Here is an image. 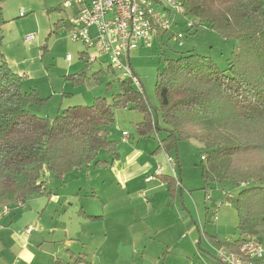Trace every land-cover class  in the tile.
Wrapping results in <instances>:
<instances>
[{
	"label": "rangeland",
	"instance_id": "rangeland-1",
	"mask_svg": "<svg viewBox=\"0 0 264 264\" xmlns=\"http://www.w3.org/2000/svg\"><path fill=\"white\" fill-rule=\"evenodd\" d=\"M65 1L68 0L3 2L7 22L3 25L2 51L13 71L24 75L23 89L36 87L47 98L42 105H29L39 116L52 118L68 106L91 104L96 96L111 100L117 92L116 78L122 79L117 70L108 71L105 56L71 39L64 20L72 17V9L63 7ZM58 5L61 7L56 9ZM189 20V17H178L172 31L163 32L150 46H140L129 54L127 62L153 106L157 105L155 81L167 59L193 51L209 56L221 69L227 66V58L236 44L234 39L222 38L204 25L193 34H183L181 45L171 38L173 32L186 31L185 23ZM67 55L71 56L70 61L66 60ZM94 56L97 59L91 61ZM84 67L83 82L73 84L66 80L65 75ZM100 68L105 71L99 73L98 79L93 78L91 73ZM141 119L142 113L136 108L115 111L110 136L119 143L122 162L131 161L128 154L137 149L148 157L150 164L164 163L162 151L152 152L165 131L155 134L150 129L148 134L141 135L136 130V122ZM159 125L163 127L160 120ZM122 131L129 133L126 141L122 140ZM169 154L178 159L181 170V184H174L171 193L157 177L152 182H145L142 175L127 179L131 171L118 167L72 170L65 174L63 182L44 171L51 197L28 196L26 204L14 205L9 216L0 220V225L4 223V228H9L7 235L0 231V264L13 263L14 255L17 263H23L19 257L23 248L33 254L36 260L33 264H47L40 259L51 250L57 251L56 257L68 259L66 249L85 253L90 264H206L198 257L201 251H214L213 247L218 245L216 238L238 236L234 200L238 188L212 183L203 189L202 151L195 140L179 141ZM98 158L108 156L100 151ZM180 186L182 190H178ZM80 207L103 217L97 221L84 220L77 214ZM28 224L45 239H24L22 247L18 239ZM48 239L56 242L47 243ZM258 242L264 249V235L258 236ZM40 243L42 247L38 249Z\"/></svg>",
	"mask_w": 264,
	"mask_h": 264
},
{
	"label": "trees",
	"instance_id": "trees-1",
	"mask_svg": "<svg viewBox=\"0 0 264 264\" xmlns=\"http://www.w3.org/2000/svg\"><path fill=\"white\" fill-rule=\"evenodd\" d=\"M4 1L0 0V207L43 193L44 171L62 180L72 170L117 159L118 141L110 136V126L115 111L129 107L142 113L138 133L146 134L152 127L166 132L157 148L170 151L184 140L199 143L203 189L212 183L238 188V236L218 239V245L238 252L244 243L264 235V0H182L184 14L193 22L186 34L204 25L235 40L225 68L209 56L187 51L167 59L158 73L155 106L130 78H116L117 92L111 100L96 96L91 104L68 106L52 118L29 109L47 98L36 87L25 91L24 75L14 72L5 59ZM104 71L91 76L98 79ZM85 75L84 67L65 78L78 84ZM100 151L109 160L98 158Z\"/></svg>",
	"mask_w": 264,
	"mask_h": 264
},
{
	"label": "built area",
	"instance_id": "built-area-1",
	"mask_svg": "<svg viewBox=\"0 0 264 264\" xmlns=\"http://www.w3.org/2000/svg\"><path fill=\"white\" fill-rule=\"evenodd\" d=\"M72 5L78 8L70 19L71 39L106 56L112 69L117 70L122 78H130L138 91L144 89L127 62L130 52L140 46H150L155 37L172 31L177 25L178 17H188L184 14L182 0H68L63 3L65 8ZM185 27L186 31L193 29L191 18L185 23ZM186 31L173 32L171 38L181 45L180 40ZM66 59L70 60L71 56L67 55ZM94 59L92 57L91 61ZM122 137L126 140L128 132L123 131ZM166 161L175 175L176 160L171 155H166ZM160 172L157 169V173ZM241 186H245V183L242 182ZM21 204L23 203L19 202L17 205ZM12 207H0V220L10 213ZM31 228L28 226L27 231ZM214 251L220 264H261L264 261V249L256 240L244 243L238 248V252L224 245H217Z\"/></svg>",
	"mask_w": 264,
	"mask_h": 264
},
{
	"label": "crops",
	"instance_id": "crops-1",
	"mask_svg": "<svg viewBox=\"0 0 264 264\" xmlns=\"http://www.w3.org/2000/svg\"><path fill=\"white\" fill-rule=\"evenodd\" d=\"M72 9V16L73 14L77 11V6L76 5H72L70 7ZM22 13V15H21ZM20 16H24L23 15V12H20ZM72 18V17H71ZM70 17L66 18L64 21H65V24L66 26L69 28H71V23H70ZM85 52V51H84ZM86 53V52H85ZM95 59L94 61L97 59V56H94ZM106 57V56H105ZM107 58V57H106ZM67 60V59H66ZM71 60V59H70ZM68 60V61H70ZM107 61H108V58H107ZM91 62V61H90ZM108 66L112 69V67L110 66L109 64V61H108ZM101 69V68H100ZM113 70V69H112ZM94 72V71H93ZM72 74V73H70ZM142 120V119H141ZM140 120V121H141ZM140 121L136 122V127H137V123H139ZM150 129H153L152 128H147V133H149V130ZM137 130V129H136ZM155 134L157 133V131L155 129H153ZM123 132V131H122ZM166 133V132H165ZM140 134V133H139ZM146 134H141V135H146ZM165 135V134H164ZM164 135L159 139L163 138ZM131 136V135H130ZM128 138H129V133H128ZM127 138V139H128ZM126 139V140H127ZM122 140L123 137H122ZM124 140V141H126ZM158 140H157V146H158ZM157 150H160L162 151L163 155H164V163H157V164H150L149 161H148V157L143 155L141 151H138L137 149L135 150H132L128 156L131 157V161H128L126 160L125 163L122 162V155L120 153V150H119V143H118V153H119V157L117 159H114V160H111V162H109L108 164H101L97 167H101V166H104V167H118L120 168L121 170H130L131 172L130 173H127V176L125 178H131V177H135V176H138V175H142L143 178H144V181L145 182H152L156 177L166 186L167 188V191L169 193H171L174 189V186L176 184L180 185L181 184V170H180V165H179V162H178V159L177 158H174L172 155V157L176 160V163H177V166H176V174L177 175V178H175V175L174 173L171 171V168L169 166V164L167 163L166 161V155H170L169 154V151L163 149V148H155L153 150L152 153H156ZM106 154V153H105ZM107 155V154H106ZM108 156V155H107ZM109 160V156L107 158ZM154 165H155V168H154ZM92 167V166H91ZM86 168V167H85ZM89 168V167H87ZM157 169H160V173H157ZM165 170H168L172 176H169L167 175L166 171ZM128 172V171H127ZM65 176V175H64ZM151 177V178H150ZM64 178V177H63ZM58 179L60 180L61 182H63V179ZM148 178H150L149 180H147ZM124 179H122V182H123ZM175 184V185H174ZM178 190H182L181 186L179 187ZM181 192V191H180ZM39 195H44L47 197V199H49L52 195L51 191L47 190L46 188V185H45V190L43 191V193H40ZM92 196H95L94 194H91ZM27 201H24L23 204H26ZM77 214L84 220H88V221H97L99 218L102 219V215H100L98 218H95V219H92L91 216L92 214H89L87 213L82 207H80L77 211ZM9 216V214L5 215L3 218L1 219H5ZM39 216H40V213H39ZM93 216H98V215H93ZM206 217V216H205ZM99 219V220H100ZM10 220V219H9ZM28 226H31V224H28ZM27 226V227H28ZM27 227L25 229V232L23 234V236H21L18 241L20 242V244L22 245V247L24 246V242L25 240L28 241V239H31L33 238L34 240H39L41 238V241L43 239L44 241V236L43 234L35 231V228H31L30 231H27ZM9 229V228H8ZM8 229H5L4 228V223L2 225H0V231L3 233V235H7V233L9 232ZM214 239L216 238L213 237ZM25 239V240H24ZM227 239H231V238H227ZM227 239H223V240H227ZM216 240H218L216 238ZM215 240V241H216ZM222 240V241H223ZM47 243H50V244H54L56 242V240H51V239H48V240H45ZM38 249H40L42 247V243L38 244ZM213 250H214V247H213ZM66 251L69 253V258L68 259H64L63 257H60V256H57L56 257V253L57 251H54V250H51V251H47L46 253H44V255L41 257L40 260H43L44 262H46L47 264H90L87 260H86V254L85 253H75L74 251L70 250V249H66ZM212 252V253H211ZM209 251L207 249H205L204 251H201L198 255V257L200 259H202L206 264H220L219 261L217 260L216 258V255H215V251ZM8 254L11 255V252H9ZM18 255V254H17ZM19 257L21 258L20 261H23V263H17L18 260H17V257L16 255H14L13 257V260L11 264H33V262H35L36 260H34V256L33 254H31L27 249L23 248L22 251L19 253ZM101 258V257H100ZM264 262V261H263ZM38 264H41V263H38Z\"/></svg>",
	"mask_w": 264,
	"mask_h": 264
}]
</instances>
